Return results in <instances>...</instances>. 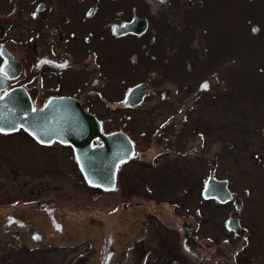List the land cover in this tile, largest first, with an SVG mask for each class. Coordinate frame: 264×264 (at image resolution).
<instances>
[{
	"label": "rangeland",
	"instance_id": "obj_1",
	"mask_svg": "<svg viewBox=\"0 0 264 264\" xmlns=\"http://www.w3.org/2000/svg\"><path fill=\"white\" fill-rule=\"evenodd\" d=\"M159 14L157 38L148 49L156 59L136 54L131 64L121 57L123 47L111 44L108 52L118 51L112 66L117 79L106 74L108 98L90 100L106 130H125L136 141L115 191L94 200L92 191L79 188L67 149L0 135V264H97L107 233L115 236L119 254L146 235L181 264H233L227 253L241 240H222L229 235L223 222L233 210L200 197L212 159L214 176L229 177L234 190L250 193L239 216L251 234L237 264H264V216L255 224L256 210L264 207V0H169ZM144 67L152 71L150 79ZM80 77L66 74L70 81ZM140 80L152 92L130 110L119 108L120 86ZM11 189L53 200L63 224L50 226L45 213L19 204L15 213L30 219L40 235L31 239L21 227L19 245L5 243L1 215ZM186 222L199 244L190 257L177 231ZM116 262L133 264L125 257L110 264Z\"/></svg>",
	"mask_w": 264,
	"mask_h": 264
},
{
	"label": "flooded vegetation",
	"instance_id": "obj_2",
	"mask_svg": "<svg viewBox=\"0 0 264 264\" xmlns=\"http://www.w3.org/2000/svg\"><path fill=\"white\" fill-rule=\"evenodd\" d=\"M168 2L169 0H0V51L8 52L12 57L8 60L0 54V74L5 78V83L0 88V96L16 89L18 92L26 94L32 108H41L46 100L51 97L73 98L86 112L92 114L100 122L102 132L119 131L106 130L105 124L103 125L95 113L90 110V105L93 106L90 100L100 99L103 101L108 98L103 90L104 84L110 83L108 76L117 79L115 76L118 72H114L112 66L114 61H119L117 58L118 51H108L111 49V44L121 47V49L123 47V51H120L121 57L123 59L126 57V61L131 64L137 60L136 54H144L148 62L149 59L155 60V54H151L148 49L155 44L153 40H156L157 37H154L153 33L157 34L156 24L159 23L158 19L162 16L159 12ZM132 21H137V24L134 23L130 31H122L120 28L122 24ZM15 47L21 50L22 55L18 56V49ZM103 48L107 50L109 55L102 52ZM157 61L159 62L160 59L157 58ZM1 68L5 70V73L1 72ZM143 70L148 73V79H150L152 71L147 67H144ZM68 73H71L72 77L78 75L81 77L70 81L66 79ZM64 74L65 77L63 78ZM101 78L105 81L103 82ZM121 80L124 79L121 78ZM139 83H143L145 86L146 93L142 99L152 92L149 88L146 89L150 83L146 80H140L124 85L123 88L120 86L118 99L122 98L123 101L127 91ZM70 85L74 89L64 92ZM135 106L138 105L130 104L119 108L130 110ZM121 131L132 142L133 152L126 162L117 166L114 174V185L108 189L91 187L86 184L76 165L70 145L56 141L40 144L20 127L12 132H0V135L20 134L33 144L48 148L53 146L67 149L79 175L78 181L81 183L79 188L85 192H87L86 190L92 191L90 195H95V200L103 194L116 190L115 184L120 168L131 161L135 152V139L125 130ZM210 161L208 173L204 177L205 180L209 176L224 180L230 198L224 203H219L213 198L204 199L201 190L205 180L200 190V197L203 201L210 200L215 205H227L231 212L233 210L231 214H235V216L230 214L223 222L224 230L229 235L223 237L222 240L225 242H234V238L241 240V245L234 247L227 253L233 264H237V254L243 248L245 249L248 236L251 234L239 216L244 206V200L249 197L250 193L246 187H243L241 192L234 190L231 187L232 183L229 177L214 176L213 159ZM2 177L4 176H0L1 183ZM144 189L149 192L147 188ZM11 192L12 194L6 193L4 197V200L8 201V206L1 215L2 226L5 228V236H2L5 243L13 242L17 243L18 246L22 236L18 228L21 227H25L29 231L31 239H36L40 235L32 228L31 223H29L30 219L22 218L15 213L18 209H22L19 204L45 213L49 218L50 226L58 227V225L63 224L61 220L57 219L58 216L55 213L57 204L53 200L37 198V195H34L32 191L22 195L16 194L12 189ZM127 205L124 204L123 207L128 208ZM262 209L264 207L256 210V218L258 216L260 218L255 220V224L262 220V215L264 216ZM233 220L237 222L239 233L226 226L228 222ZM146 225H149L148 221ZM177 231L180 234L182 252L189 257L195 255L198 252L199 244L197 238L192 234L191 224L189 222L181 223ZM140 237L134 238L133 243L126 246V254H119L114 248L115 236L107 233L103 237L104 242L100 247L101 251L97 264H110L115 261V257L116 261L120 257L131 258L133 264H181L180 257H171L166 252L156 250L157 248L165 249L166 245L151 244L146 235ZM128 250L132 252L131 255L128 254ZM117 257L119 258L117 259ZM116 263L120 264L119 262ZM196 264H202V261L199 260Z\"/></svg>",
	"mask_w": 264,
	"mask_h": 264
},
{
	"label": "water",
	"instance_id": "obj_3",
	"mask_svg": "<svg viewBox=\"0 0 264 264\" xmlns=\"http://www.w3.org/2000/svg\"><path fill=\"white\" fill-rule=\"evenodd\" d=\"M134 23L137 24V21L120 28L130 31ZM1 54L8 60L12 59L10 54ZM2 69L1 72L5 73ZM4 83L5 78L0 74V88ZM144 92L143 83L134 85L127 91L122 104L138 103ZM18 127L40 144L57 141L70 145L77 166L90 186L110 187L117 164L126 160L132 152L131 141L123 132L103 133L100 122L73 98L51 97L41 108H32L25 93L16 89L6 92L0 96V132H12ZM201 195L219 203L230 198L226 182L212 176L206 179ZM226 226L239 233L235 220Z\"/></svg>",
	"mask_w": 264,
	"mask_h": 264
},
{
	"label": "snow or ice",
	"instance_id": "obj_4",
	"mask_svg": "<svg viewBox=\"0 0 264 264\" xmlns=\"http://www.w3.org/2000/svg\"><path fill=\"white\" fill-rule=\"evenodd\" d=\"M253 31H256V29H253ZM203 87H207V84L203 85ZM2 131V129H0Z\"/></svg>",
	"mask_w": 264,
	"mask_h": 264
}]
</instances>
